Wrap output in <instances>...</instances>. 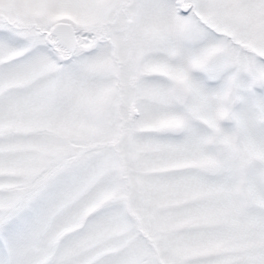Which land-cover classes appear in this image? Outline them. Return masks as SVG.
Instances as JSON below:
<instances>
[{"label": "snow or ice", "instance_id": "6c2138e0", "mask_svg": "<svg viewBox=\"0 0 264 264\" xmlns=\"http://www.w3.org/2000/svg\"><path fill=\"white\" fill-rule=\"evenodd\" d=\"M0 264H264V0H0Z\"/></svg>", "mask_w": 264, "mask_h": 264}]
</instances>
